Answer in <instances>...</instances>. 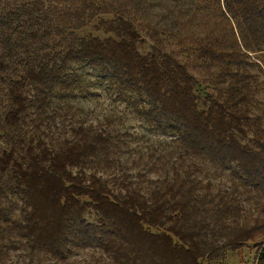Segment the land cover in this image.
I'll return each instance as SVG.
<instances>
[{
    "label": "trees",
    "instance_id": "1",
    "mask_svg": "<svg viewBox=\"0 0 264 264\" xmlns=\"http://www.w3.org/2000/svg\"><path fill=\"white\" fill-rule=\"evenodd\" d=\"M126 1L4 0L0 7V262L22 246L27 264L39 254L68 264L86 248L107 264H205L260 240L255 264H264V131L247 108L253 76L231 67L264 51V0H209L228 29L193 38L191 52L198 64H220L229 83L203 97L154 26L150 51H139ZM93 20L105 37L78 33ZM72 62L108 74L121 96L138 94L146 102L138 111L174 139L173 151L144 164L147 173L159 169L156 176L131 174L117 155L119 137L103 126L80 121L53 131L50 99L73 81ZM248 130L252 145L240 139ZM196 159L234 167L233 183L204 181ZM244 192L260 201L248 217Z\"/></svg>",
    "mask_w": 264,
    "mask_h": 264
},
{
    "label": "rangeland",
    "instance_id": "2",
    "mask_svg": "<svg viewBox=\"0 0 264 264\" xmlns=\"http://www.w3.org/2000/svg\"><path fill=\"white\" fill-rule=\"evenodd\" d=\"M18 3L29 0H12ZM57 1V0H51ZM126 5L130 9V17L138 29L142 41L138 49L142 54L150 51L153 44L150 39L149 25L154 26L163 38L165 50L172 52L197 79L195 92L199 95L217 94L229 83L221 80L219 72L220 64L207 67L197 63L191 47L192 39L195 37L205 38L217 32L224 33L228 25L221 18L217 7L209 0H127ZM4 7V0H0V7ZM97 20H93L79 29L80 35L92 34L101 38L105 37L102 30L96 28ZM232 24L234 22L231 20ZM247 61L250 65L232 63L233 71L246 70L253 77L248 81L251 91L247 94L252 102L247 106L251 117H258L264 131V51L250 53ZM66 74L73 81L69 85L59 84L54 88L48 113L56 112L53 131H67L71 125L84 121L86 125L95 127L103 126L107 131L115 134L121 141L117 155L121 162L128 166L131 174L145 172L156 176L155 170L147 173L145 163L154 159L156 154H166L174 150V139L170 134L151 124L138 109L146 102L136 93L126 92L120 95L116 84L108 74L102 73L99 68L80 62H72L67 66ZM4 109V93L0 86V115ZM68 112L66 118L63 117ZM251 130L240 139L243 143L252 145ZM203 167L201 178L205 181L211 180L215 188L229 186L233 183L230 168H220L208 162L196 159ZM160 164V163H158ZM107 175L112 172H107ZM245 217L250 216L257 209V199L249 193L244 192ZM18 203V202H17ZM19 204V203H18ZM86 217L94 220L93 212H88ZM154 231H157L153 229ZM262 246L261 241L249 242L242 250L245 264H255V259ZM232 251H227L226 255ZM38 260L31 264H53L52 259L46 254H39ZM223 257V258H224ZM205 261V264H221L220 260ZM105 258L95 248L74 250L70 255L68 264H107ZM0 264H27L24 247L11 251L5 262ZM244 264V263H243Z\"/></svg>",
    "mask_w": 264,
    "mask_h": 264
},
{
    "label": "crops",
    "instance_id": "3",
    "mask_svg": "<svg viewBox=\"0 0 264 264\" xmlns=\"http://www.w3.org/2000/svg\"><path fill=\"white\" fill-rule=\"evenodd\" d=\"M244 247H242L241 249H243ZM241 249L232 251L231 254L226 255V257H224L223 260H220V263L221 264H243V263L245 264L244 261H246L247 259L245 256L243 258L244 254Z\"/></svg>",
    "mask_w": 264,
    "mask_h": 264
}]
</instances>
